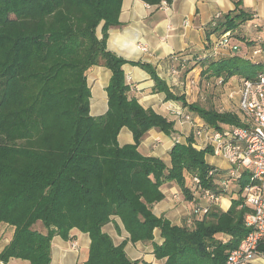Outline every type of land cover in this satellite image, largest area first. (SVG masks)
<instances>
[{
  "label": "trees",
  "instance_id": "trees-1",
  "mask_svg": "<svg viewBox=\"0 0 264 264\" xmlns=\"http://www.w3.org/2000/svg\"><path fill=\"white\" fill-rule=\"evenodd\" d=\"M141 1L160 6L174 0ZM122 4L123 0H0V222L15 228L0 254L5 264L11 259L51 264L54 237L70 241L75 229L91 239L85 264H148L129 259L127 242L116 246L104 233L113 217L121 219L134 244L152 242L155 230H160L164 243L155 245L154 255L164 264H226L230 252L249 234L245 217L251 209L242 198L250 184L247 175L232 182L237 196L227 212L213 207L201 218L191 215L183 226L153 213L154 205L165 199L161 188L166 183L179 184L191 201L192 178L198 177L204 190L219 194L218 182L225 173L207 163L212 151L195 148L193 135L187 144H175L170 166L139 151L150 131L172 135L175 123L143 108L124 65L146 71L155 93H164L167 101L181 104L210 128L241 123L237 115L212 102L189 103L153 65L130 63L110 52L109 31L120 26ZM252 20L253 15L238 6L210 27L218 38ZM238 38L234 34L233 40ZM257 62L238 55L217 61L207 57L192 69L201 68L200 89L210 93V100L220 79L225 84L235 77L255 79L264 68V62ZM180 66L185 68V62ZM94 67L112 72L106 89L108 111L100 117L91 115L87 74ZM123 128L133 134L134 144L120 146ZM213 169L217 172L210 176ZM40 223L45 232L37 230ZM259 252L264 254V242Z\"/></svg>",
  "mask_w": 264,
  "mask_h": 264
},
{
  "label": "crops",
  "instance_id": "crops-1",
  "mask_svg": "<svg viewBox=\"0 0 264 264\" xmlns=\"http://www.w3.org/2000/svg\"><path fill=\"white\" fill-rule=\"evenodd\" d=\"M241 7L253 15V22L264 27V0H174L172 4L163 3L160 6H150L141 0H123L120 14V26L109 31L107 49L118 57L130 63H146L153 65L160 78L168 83L170 88L185 95L189 103L212 102L213 105L226 112V103L236 107L241 89L239 77L232 78L224 87L213 89V95L208 100L203 88L201 68L196 66L203 60L205 52L211 46L217 36L212 34L211 24L217 15H226ZM211 34H208V33ZM101 37V28L98 31ZM238 40L233 43L240 47L238 52L222 51L218 57L211 58L215 61L228 59L235 55L244 59H250L251 63L264 62V55L253 56V51L264 43V30L257 31L242 26L236 32ZM244 39V40H243ZM254 42V46L248 44ZM173 63H171L172 61ZM185 62V70L189 71L183 79L174 75L172 70ZM181 67V66H180ZM184 68V67H182ZM128 84L131 85L133 95L145 109H153L159 115L175 123V134L166 135L158 130L150 131L148 137L142 142L139 151L147 157H157L170 166V153L176 143L187 144V139L193 135L194 147L198 150L207 147V134L200 138L194 136L196 128L189 123L179 124L175 111L181 104L167 101L164 93H155V83L151 76L137 66L126 64L123 67ZM194 78L199 82V87H190L188 80ZM112 72L104 67H94L87 74V80L92 92L91 115L100 117L108 111V96L106 89L110 84ZM186 79V81H185ZM216 81V79H211ZM231 93H235L233 100L229 99ZM207 97V99L205 98ZM198 125L203 121L194 116ZM120 146L134 144L133 134L127 128H123L118 137ZM207 163L221 170L225 175L229 173V163L221 157L208 155ZM186 187L191 189L190 177L186 176ZM238 188L233 187L231 192L223 198L222 211L227 212L236 198ZM165 199L155 204L153 213L158 218H164L173 225L183 226L188 223L192 215V205L179 184L166 183L161 188ZM37 230L45 232L43 226L38 224ZM104 233L109 235L116 246L127 242L125 251L132 261H144L148 264H164L165 260H158L154 255L155 245H162L164 239L160 230H155L154 240L150 243H132L130 235L124 224L118 217L104 226ZM15 228L0 222V254L11 243ZM71 240L65 241L56 236L52 241L51 264H85L88 260L91 239L88 234L79 230L71 232ZM229 238L225 236L224 241ZM76 245V246H73ZM0 264H5L0 261ZM7 264H30L21 259H11Z\"/></svg>",
  "mask_w": 264,
  "mask_h": 264
},
{
  "label": "built area",
  "instance_id": "built-area-1",
  "mask_svg": "<svg viewBox=\"0 0 264 264\" xmlns=\"http://www.w3.org/2000/svg\"><path fill=\"white\" fill-rule=\"evenodd\" d=\"M220 18L221 15L214 18L213 27ZM253 21L248 22L247 27L264 30L262 25ZM234 34L236 33L227 32L215 39L211 49L205 52L204 58L218 57L222 51L231 53L240 51V47L233 43ZM258 55H264V50L260 47L253 51L254 57ZM172 73L178 75L179 72L174 68ZM188 81L190 87L197 84L194 78ZM239 81L241 89L236 109L242 116L240 125H226L220 129L210 128L204 123L200 126L182 106L176 109L175 116L179 124L189 123L194 126L197 138L206 133L207 147L211 149V155L221 157L229 163V173L223 175L218 182L222 193L231 190L232 182L240 181L244 175L249 177L250 184L242 194L245 204L251 209L245 217V226L249 234L239 248L230 252L226 264H264V254L259 252V246L264 242V68L257 73L255 79L241 78ZM217 85L224 87L226 84L220 79ZM234 98L235 93H231L229 99ZM216 172L217 170L213 169L209 175L214 176ZM192 181L194 190L191 200L192 215L201 218L209 214L213 207L222 210L224 198L222 193L204 190L198 177L192 178Z\"/></svg>",
  "mask_w": 264,
  "mask_h": 264
},
{
  "label": "rangeland",
  "instance_id": "rangeland-1",
  "mask_svg": "<svg viewBox=\"0 0 264 264\" xmlns=\"http://www.w3.org/2000/svg\"><path fill=\"white\" fill-rule=\"evenodd\" d=\"M258 56H260V55H258ZM179 68H181L180 66H175V69L179 72L178 73V75H179V77H180V79H183V76H185V73H186V70H185V68H181V71L179 70ZM190 78L191 77H189V79L187 78V80H190ZM193 79V78H192ZM196 80V79H195ZM185 81H186V79H185ZM199 81V80H198ZM197 80H196V82H197V84H196V86L195 87H199V82H198ZM189 82V81H188ZM214 85V84H213ZM213 87V86H212ZM199 89H200V87H199ZM208 94H210V93H207V94H205V95H208ZM226 106L228 107L227 109H228V111H232V113L234 114V115H237V117L239 118V120L240 119H242V116H241V114L239 113V111H238V109H236L237 107H235L234 106V104H230V103H226Z\"/></svg>",
  "mask_w": 264,
  "mask_h": 264
}]
</instances>
